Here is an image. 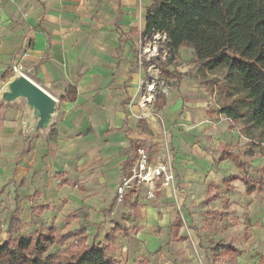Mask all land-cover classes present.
<instances>
[{"label": "crops", "instance_id": "1", "mask_svg": "<svg viewBox=\"0 0 264 264\" xmlns=\"http://www.w3.org/2000/svg\"><path fill=\"white\" fill-rule=\"evenodd\" d=\"M156 1L0 0V93L19 64L58 101L56 124L34 136L24 104L0 105V228L6 239L19 209L23 225L50 223L47 234L52 228L60 234L85 230L88 245H109L110 257L122 264H201L191 257L192 235L181 233L174 245L169 230L162 237L148 234L147 227L130 230L133 222L124 218L117 190L141 145L163 147L156 156L144 150L152 162L172 165L174 190L181 188L173 203H162L171 190L153 201L146 199L145 188L126 191L125 196L141 198L142 205L131 209L142 218L148 212L149 226L168 224L176 212L189 221L192 212L194 218L198 212L215 215L219 211L212 206L226 197L250 210L252 239L264 236V130L244 119L232 124L221 112L210 116L212 92L202 85L210 74L195 62L184 63L182 50L180 63L165 68L182 78L166 77L171 84L165 105L155 108L148 81L159 60L141 56L157 45L142 38ZM210 192L219 198L206 203ZM72 212L74 221L65 230L63 220ZM186 255L191 263L183 261ZM234 255L237 264L251 259L243 251Z\"/></svg>", "mask_w": 264, "mask_h": 264}, {"label": "trees", "instance_id": "2", "mask_svg": "<svg viewBox=\"0 0 264 264\" xmlns=\"http://www.w3.org/2000/svg\"><path fill=\"white\" fill-rule=\"evenodd\" d=\"M157 36L159 41L164 40L168 50L165 66L172 63L181 49L192 48L194 61L202 68L211 72L225 69L227 79L236 81L245 93L248 113L232 107L224 108L221 114L233 121L244 119L252 127L264 130V0H157L148 10L142 38L156 42ZM162 74L182 78L165 68ZM164 105V94L159 92L155 108ZM244 182L249 185L246 179ZM218 198L219 194L210 192L206 203ZM211 217L224 219L226 214L218 212ZM22 225L16 209L6 242L1 244L0 240V264H122L110 257L109 245H88L85 230L60 234L52 228L47 235L24 236L17 234ZM46 244L65 246V250L47 256ZM217 247L241 253L232 245Z\"/></svg>", "mask_w": 264, "mask_h": 264}, {"label": "rangeland", "instance_id": "3", "mask_svg": "<svg viewBox=\"0 0 264 264\" xmlns=\"http://www.w3.org/2000/svg\"><path fill=\"white\" fill-rule=\"evenodd\" d=\"M181 50L184 53V63H187L188 61V64L195 62L194 58H192L190 61L191 56H193L192 48H183ZM146 53L153 54L160 58L158 65L154 69L155 71L151 73V80L148 81V83L152 84L151 86L154 87L152 93L154 94V100L156 101L157 93L162 92L164 94V92L167 91L166 89L168 88L167 83L171 84V82L168 81L164 74H162L164 68H166L165 60L168 58V50L165 46L164 40L162 39V41H157L156 48L152 52L148 51ZM178 63H180L179 53L170 64H173L175 66L178 65ZM204 70L210 74V77L206 76L202 79V85L206 89H208L209 92H212L208 94V100L210 96L212 97V100H210V105H208L209 115L212 117H216V115L218 116L219 112H221L224 108L232 107L241 109L244 114H247L248 103L245 98V93L241 91L236 81H229L227 79V71L225 69H219L213 72L206 69ZM11 74L13 77L14 75L12 71ZM211 89L213 90L211 91ZM214 89L216 90V93L214 92ZM17 103H22L25 105L24 101H20ZM169 143L170 142L165 143L166 151L170 149ZM139 147L145 149L148 153H151L155 156L161 154V148H163L159 146L147 147L145 145H141ZM137 150L138 149L136 148V152ZM162 157L163 159H165V161H167L166 153H163ZM230 179H232V177H228L227 179H225V181H229ZM222 185L225 187L227 183ZM224 187H221V189H223ZM180 189V187H178L176 190H174L173 188L171 190V193H168V195H164L162 203H173L174 200H176V196L181 195ZM212 189H214V193H219V187L212 186ZM222 192L225 191L222 190L221 193ZM159 198L160 196L158 197V200ZM222 199L223 201H221L219 205L217 204L216 206H212V209L214 211H216L217 209V211L219 212L224 210L228 215L226 219L212 218L211 216L207 215V212H198L197 214L200 216L198 218H194L193 215H195L196 213L192 212L190 214L191 221H189L188 219L184 220L180 212H176L173 213V218H171V221H169L168 224H159L158 222V224H153L152 226H149L148 223V212H146L145 217L142 218L138 216V214L134 213V211H132L131 208L133 204H141V198L137 197L135 193H128L126 196L124 195L123 198L119 200V202L122 205V209L126 211L123 214L124 218L127 217L128 221L133 222L130 230L132 229V233L134 234L138 231H143L147 227L148 234L155 237H162V233L164 231L168 232L169 230L171 231L172 235L170 241H173L174 245L179 240V235L181 233L192 235L193 241L189 242V248L192 251L191 257L197 263L237 264L239 255H234L235 253H232V255H230L229 252H225L224 247H217V244H233L234 247L250 254L248 257L251 258V261L248 260L246 263L241 264H264V236L259 239H257L256 237L252 239V236L249 233V228L252 226L250 220V210L245 206V204H243V202H240V200L236 204L237 201L235 200L231 202V200L226 197H223ZM158 200L154 201L151 204L152 207L158 206L160 204ZM233 205H235V207ZM202 208L205 211V209H207L208 207H205V205H203ZM159 217L161 218L162 215H160ZM144 220L146 223H148V226H145ZM72 221H74V212L69 214L68 217L64 218L63 223L69 226L65 230H70V224ZM50 225L51 224L48 222L45 223V225L37 222L31 223L30 225H22L17 234L24 236H35L36 234L41 233L47 235L48 229H50ZM0 240L2 243L6 240L4 231H2ZM45 247L47 256H54L60 254L65 250V246L60 245L46 244ZM196 250H200L201 257H199V255L197 254L199 252H197ZM161 255H163L162 249ZM183 259V261L191 263V260L187 255ZM148 261L150 262V260Z\"/></svg>", "mask_w": 264, "mask_h": 264}, {"label": "water", "instance_id": "4", "mask_svg": "<svg viewBox=\"0 0 264 264\" xmlns=\"http://www.w3.org/2000/svg\"><path fill=\"white\" fill-rule=\"evenodd\" d=\"M25 102L31 135L49 131L57 122L58 101L24 74L13 76L0 93V105Z\"/></svg>", "mask_w": 264, "mask_h": 264}, {"label": "built area", "instance_id": "5", "mask_svg": "<svg viewBox=\"0 0 264 264\" xmlns=\"http://www.w3.org/2000/svg\"><path fill=\"white\" fill-rule=\"evenodd\" d=\"M160 40V36L156 37ZM156 48V47H155ZM146 52L143 53L141 59L146 58ZM13 75L24 74L28 77L21 65L12 67ZM150 91L154 89L151 86ZM233 124V120L227 118ZM250 143L254 141L249 140ZM176 173L171 164L166 162L154 163L150 160L148 153L144 149L138 150V159L129 175L124 176L118 187L117 194L122 199L128 189L134 187L145 188V197L149 201L157 198V194L162 190H172L175 185Z\"/></svg>", "mask_w": 264, "mask_h": 264}]
</instances>
